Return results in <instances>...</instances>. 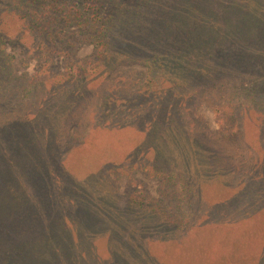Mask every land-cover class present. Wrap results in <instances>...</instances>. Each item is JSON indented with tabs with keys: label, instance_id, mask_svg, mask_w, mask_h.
<instances>
[{
	"label": "rangeland",
	"instance_id": "rangeland-1",
	"mask_svg": "<svg viewBox=\"0 0 264 264\" xmlns=\"http://www.w3.org/2000/svg\"><path fill=\"white\" fill-rule=\"evenodd\" d=\"M62 1L75 14L87 12L91 19L112 15L116 35L122 39L116 44L122 46L143 44L135 33L137 27L129 31L119 27V19L128 18L130 13L139 14L127 24L131 26L143 17L145 23L155 17L173 21L172 13L181 17L172 0ZM205 1L210 11L197 9L198 14L209 13L217 22L207 32L217 35L227 26L236 27L234 19L243 4H235L234 0ZM25 2L28 0H0V264H253L263 251L264 236L261 226L241 227L239 223L240 217L251 214L256 207L247 208L249 196L233 191L235 185L248 181L231 176L233 167L225 176L231 181L229 186L221 185L217 191L218 182L211 184L205 194L209 197L208 206L197 204L194 199L188 201L185 195L190 194H184L180 185L171 186L165 179L150 175L144 158L137 159L140 167L109 174L103 171L106 181L113 184L107 191H114L119 197L115 208L113 197L101 195L99 187L90 188L77 204L66 203L71 197L55 204V200L44 195L45 191L56 190L57 181L67 182L69 176L63 167L74 170L80 156L102 154L111 139L119 135L130 138L142 121L152 118L162 128L171 120L172 126L187 136L211 145L206 151L214 156L218 155L214 149L217 146L227 155L233 154L235 143L240 147L250 145L253 153L264 156V147L258 145L264 136V56L258 70L240 72L243 58L237 55L244 49L243 43L237 39H221L219 43L204 39L202 45L220 47V56L231 63L228 68L237 76L228 78L222 89L207 90L212 96L188 103L180 98L181 93H175L179 87L171 89L168 85L164 93L154 92L162 89L165 82L148 75L143 56L125 58L122 54L112 59L109 54L97 55L95 45L110 46L111 41L104 39L101 44L90 40L79 19L69 25L58 21L48 26L45 33L36 34V27H29L34 18ZM205 7L201 5L200 9L207 10ZM44 11L39 18L42 22H50L56 16ZM35 20L38 23V18ZM190 42L181 46L188 47L189 43L190 47ZM257 45L264 55V38ZM93 63L97 65L92 68ZM68 71L85 77V90L77 93L74 100L72 96L67 98L74 107L73 116L66 126V141L56 145L54 162L36 139L23 135L24 139L12 137L11 141L3 133L5 129L18 132L17 127H12L16 121L25 122L28 127L16 115L35 113L45 105L47 95L65 89L73 91L78 80L66 76ZM36 80L42 81L35 88L44 102L41 98L35 103L29 94V86ZM231 94L240 96L236 109L231 107ZM247 94H254L255 98L247 100ZM19 124L21 130L26 128ZM124 125L132 127L116 133ZM52 148L55 150V146ZM203 160V156H195L188 162L205 168ZM249 162L243 161L245 166ZM252 175L256 177L253 172ZM235 195L228 205H223L225 208L218 205V197ZM245 197L240 205L235 204ZM132 202L137 209L141 204L157 214L166 212L170 223L159 222L154 228L149 219L136 212ZM261 204L258 201L257 207Z\"/></svg>",
	"mask_w": 264,
	"mask_h": 264
},
{
	"label": "trees",
	"instance_id": "trees-1",
	"mask_svg": "<svg viewBox=\"0 0 264 264\" xmlns=\"http://www.w3.org/2000/svg\"><path fill=\"white\" fill-rule=\"evenodd\" d=\"M172 2L174 3V8L178 9L181 14L180 18H176V15L172 13L173 21H164L159 17H155L152 21H146L145 23L143 17L140 23L133 24L134 26L127 25L129 22L135 21L136 16H139L137 13H130L131 16L127 15L128 18L119 19V27L122 28L124 26L126 31L138 28L135 33L143 41L140 46L126 45V43L123 46L116 44L122 43V41H119L122 39L116 35V26L111 22L112 15L107 19L98 18L97 15L95 19H91L87 12L75 14L71 9H67L61 0H28L25 4L28 5V13L34 18L29 21V27L31 30L36 27V34L45 33L48 30V26H54L58 21L69 25V22L79 19L90 40H96L101 44L104 39L111 41L110 46L107 44L100 46L96 44L94 50L97 55L101 53L103 55L109 54L112 59L122 54L125 58H141L143 56L145 59L144 64L148 68V75L156 78L158 76L165 82L162 84V89L154 90L156 94L164 93L163 89L167 88L168 85H171V89L179 87L180 89L176 90L175 93H181V95L178 94L180 98L191 103V101L198 100L200 97L212 96V94L206 93L208 92L207 90H219L222 89V86L226 87L228 78L235 79L237 75L233 74L234 71L228 68L231 63L223 60L220 56L218 50L220 47L204 46L202 45L204 39L217 43L221 39H237V42L243 43L244 48L240 51V55H237V58H243L241 64L243 68H240V72L247 71L250 74L249 72L252 73L258 70V67L261 66L259 63L262 61V56H264L261 53L262 47L257 45L264 38V0H234L235 4L236 2L243 4L242 8L239 7L241 13L236 14L234 19L236 27L227 26L224 32L219 30L217 35L207 32V29L211 28L212 25L214 26L217 22L211 18L209 13L198 14L197 12V9L210 11L209 6L205 5V0H197V3H193V0H172ZM201 5L206 6L207 10L200 9ZM192 7L194 10H192ZM41 10L52 11L56 16L50 22H42L39 19L43 13ZM230 16L233 17V14ZM37 18L38 23L35 20ZM187 40H191L190 47L189 43L188 47L181 46ZM247 43L251 45L248 46L246 45ZM213 59H215L214 62ZM96 65V63H93L92 68L96 67ZM67 75L78 80V85L74 87L73 91H71L72 89H65L47 95L45 97L47 100L45 107L43 105L40 106L33 114L22 112L16 115L17 120L26 121L28 127H26L25 122L18 121L26 127L21 130L20 124L16 121L13 122L12 127L13 125L17 127L18 132H14L13 129L8 132L5 129L3 133L8 135L11 141H13L12 137L36 139L44 148L46 156L54 162L57 151L56 145L63 144L66 141V126L73 116L74 107L69 104L67 98L72 96L71 100H74L77 93L82 94L85 90V85L82 83L85 77L74 74L73 71H68ZM43 77H46V75ZM41 82L36 80L35 83L29 86V94L35 103L44 98L40 96L35 88V85L41 84ZM165 84L167 86H163ZM230 96L231 107H235L234 109L238 108L240 96L238 94H231ZM249 98L253 100L255 98L254 94H247L246 99L249 100ZM249 102L253 103L254 101ZM124 126L116 133L121 134L125 128L132 127L131 125ZM135 134L130 136V138L127 135H119V138L111 139L110 143L104 148L103 153L98 156L84 153L85 156H80L78 166L74 170L63 167V170L69 176V178H66L67 184L64 180L57 181V183L54 182L57 187L56 190L50 189L48 193L45 191L46 196L44 195V198L48 196V199L55 200V204H59L61 200L66 201L67 197H71L66 203L77 204V200L82 199L84 197L83 194L89 193L90 188L99 187L102 190L101 195H111L113 197L115 208L120 203L119 197L114 191H107V189H111L113 184L110 181H106L105 175L102 174L103 171H109L106 173L109 174L126 167H140L141 164L137 163V159L142 160L144 158L150 168V175L162 180L165 179L166 183L171 184V186H173L172 183L180 185L181 189L184 188V194H190V196L185 195L188 201L194 199L197 204L204 203L206 204L205 206H208L209 197L205 196V194L211 190V184L218 182L217 191L221 185L223 187L229 186L231 181L229 177L225 178V176L233 167L230 172L231 176L235 175L237 178L241 176V178L244 177L248 180L235 185L233 191H236L237 194L240 193L239 195L249 196L248 200H246L247 197L241 198L235 204L240 205L246 200L248 203L247 208L256 207L251 214L240 217L239 223L241 227L249 224L261 226L262 235L264 236V156L262 158L258 152L253 153L252 146L241 145L240 147V145L235 143L234 153L230 155L224 153L221 147L217 146L214 149L218 155L214 156L216 154L206 151L211 145H204L202 139L199 141L197 140L198 138L187 136V134L172 126L171 120L162 128L153 118L146 122L142 121L140 128L137 129ZM258 145L264 147V136L259 139ZM54 146L55 150L52 148ZM262 154H264L263 150ZM147 156H151V159H147ZM195 156H203L205 168L196 162L189 164L188 160ZM243 161L250 162L245 166ZM51 169L52 171L54 170L53 163ZM252 172L256 177L252 175ZM58 178L59 176L55 179L57 180ZM108 183H110V187H107ZM98 192L100 193V191ZM236 196L218 197L217 203L225 208L223 205H228L231 199ZM258 201L262 203L259 207H257ZM132 206L137 209L135 203ZM138 207L140 208L136 212L149 219L154 228L157 229L159 222L170 223L171 219L168 218L166 212L157 214L153 212V208H143L141 204ZM43 208L45 209V206ZM129 214H133V212ZM262 244L263 251L262 253L257 252L258 258L253 264H264V240Z\"/></svg>",
	"mask_w": 264,
	"mask_h": 264
}]
</instances>
